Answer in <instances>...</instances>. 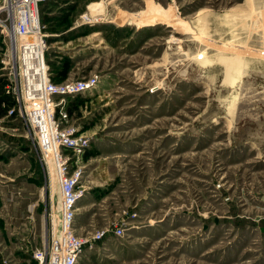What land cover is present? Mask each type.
Returning <instances> with one entry per match:
<instances>
[{
	"label": "rangeland",
	"instance_id": "374dc122",
	"mask_svg": "<svg viewBox=\"0 0 264 264\" xmlns=\"http://www.w3.org/2000/svg\"><path fill=\"white\" fill-rule=\"evenodd\" d=\"M261 13L264 0L42 3L51 80L98 79L66 102L85 141L76 233L104 232L79 264H264ZM10 21L1 9L0 264H45L59 190L16 101Z\"/></svg>",
	"mask_w": 264,
	"mask_h": 264
},
{
	"label": "built area",
	"instance_id": "2783aa9c",
	"mask_svg": "<svg viewBox=\"0 0 264 264\" xmlns=\"http://www.w3.org/2000/svg\"><path fill=\"white\" fill-rule=\"evenodd\" d=\"M46 0H5L1 9L10 17L11 33L16 39V101L25 111L37 145L47 155L55 171L59 187L58 209L50 215L47 240L34 258L45 264H79L84 250L102 240L104 232L79 236L75 229L76 185L81 179L75 168L85 141L73 136L74 130L64 126L68 119V99L94 87L96 77L75 81L53 82L46 62L48 33L40 16ZM15 40V38H14Z\"/></svg>",
	"mask_w": 264,
	"mask_h": 264
},
{
	"label": "bare ground",
	"instance_id": "6f19581e",
	"mask_svg": "<svg viewBox=\"0 0 264 264\" xmlns=\"http://www.w3.org/2000/svg\"><path fill=\"white\" fill-rule=\"evenodd\" d=\"M236 8V7H235ZM234 9V8H233ZM203 10L204 9H199L198 10V12L197 13H202L203 12ZM262 12V11H261ZM260 19H261V21L264 23V14H262L261 13V17H260ZM259 23H261V22H259ZM150 24V23H149ZM16 39H17V37H15V41H16ZM246 47V46H245ZM15 48H16V42H15ZM240 50V49H239ZM239 50H237V51H239ZM233 51V50H232ZM240 52V51H239ZM245 52V51H244ZM89 91H91V90H86V91H84V92H82V93H88ZM237 91H235V93H236ZM264 92V91H263ZM234 94V93H233ZM228 95H229V93H228ZM234 95H231V99L233 100L235 97H233ZM229 99V98H228ZM232 110L230 109V111H228L229 112V114H231L232 112H231ZM231 112V113H230ZM52 178V177H51ZM56 183H57V181H56ZM58 190H59V187H58ZM78 199H79V197L77 196L76 197V202H75V206L77 205V202H78ZM76 212V211H75Z\"/></svg>",
	"mask_w": 264,
	"mask_h": 264
},
{
	"label": "crops",
	"instance_id": "0c3cea01",
	"mask_svg": "<svg viewBox=\"0 0 264 264\" xmlns=\"http://www.w3.org/2000/svg\"><path fill=\"white\" fill-rule=\"evenodd\" d=\"M88 93H90V91L88 92ZM84 95H86V93H82L80 96H84ZM79 96V95H78ZM78 96H76L75 98H73V99H76ZM68 101H70V100H68ZM58 203H59V197H58ZM57 209H58V205H57ZM48 226H49V224H48ZM47 238V237H46ZM46 241V240H45Z\"/></svg>",
	"mask_w": 264,
	"mask_h": 264
}]
</instances>
